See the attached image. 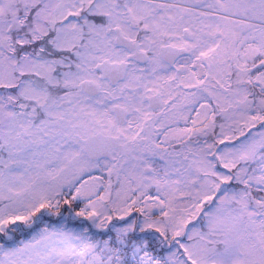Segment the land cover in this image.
<instances>
[{
  "label": "snow or ice",
  "instance_id": "obj_1",
  "mask_svg": "<svg viewBox=\"0 0 264 264\" xmlns=\"http://www.w3.org/2000/svg\"><path fill=\"white\" fill-rule=\"evenodd\" d=\"M0 264H264V0H0Z\"/></svg>",
  "mask_w": 264,
  "mask_h": 264
}]
</instances>
